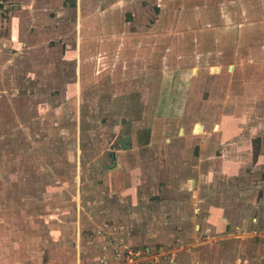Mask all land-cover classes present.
<instances>
[{
	"label": "rangeland",
	"instance_id": "374dc122",
	"mask_svg": "<svg viewBox=\"0 0 264 264\" xmlns=\"http://www.w3.org/2000/svg\"><path fill=\"white\" fill-rule=\"evenodd\" d=\"M241 30L247 65L263 60L250 52L264 47V0H0V264H49L79 236L125 246L129 217L128 246L177 264H264V95L225 102ZM209 112H244L230 123L251 149L229 178L211 164L219 149L200 164L208 134L193 130L214 132ZM212 205L230 223L225 248L194 234Z\"/></svg>",
	"mask_w": 264,
	"mask_h": 264
},
{
	"label": "crops",
	"instance_id": "0c3cea01",
	"mask_svg": "<svg viewBox=\"0 0 264 264\" xmlns=\"http://www.w3.org/2000/svg\"><path fill=\"white\" fill-rule=\"evenodd\" d=\"M19 17L20 16L18 15L16 16L12 15V18L10 20L11 23H13L14 20H18L17 22H14V24L17 23L16 28H17L18 35H20V26H21L20 21L22 22V20L19 19ZM110 30H113L115 33H117L118 31L116 26L114 25L112 27L107 26L106 31L109 32ZM230 33H231L230 34L231 37H233V35H236L237 30H234L233 32H230ZM14 35H15L14 27L11 26L9 30L10 39L8 40L4 38L5 41L3 43L11 47L14 46L15 45ZM91 36L93 37V35ZM241 36L243 37L246 36L242 30L240 31V34H239L240 40H238L237 41L238 43L236 44V46H238L236 54H237V57L240 58L239 60L240 62L236 61L233 67H230L231 75L237 79L234 81L230 80L228 84L229 92L227 95V101H225L227 105L229 103H232V101H235L232 103L233 105L232 104H229V105L235 106L237 108H241V105H239L241 103L237 104L236 103L237 101H240V100L245 101L248 98V96H251V95H254L253 97L264 95V53H263L264 47H261L259 49H254L253 48L254 46H251V48L253 49V53L250 52L251 54L250 56L256 55L257 58H262L263 60H260L257 62L255 60H251L250 65H247L248 62H246L243 59V56H244V51L246 52V50L249 48ZM114 40H109L106 43L107 49L116 50V48L118 47V43H117V40L116 41ZM16 42L18 45L19 36ZM129 44L131 45V43L128 42V45ZM90 47H91V52L93 53L94 51L93 45H91ZM127 50L128 49L126 46L122 52V55H123L122 57L124 58L129 57L128 54L130 53V50L128 51ZM145 52H146L145 49H142V53L145 54ZM217 69L220 70V68H217ZM220 85H224V83L219 84V89L221 90ZM239 86H241V88H239ZM237 87L239 89H237ZM242 113L244 112H234L233 116H228V117L225 116L224 119L222 118L218 120L216 116L217 114H220V112H209L208 114L210 117L208 119V122L209 121L217 122L213 130L214 132H210L209 130L208 132H206V128L209 127V125L203 122L195 124V128L193 130V133L196 134L195 133L196 127L200 125L203 128L202 129L203 131L197 134H202V135L205 133L208 134V137H207L208 139L206 138L208 142L205 141L206 143L201 144L200 164L203 161L202 158L207 156L206 147L212 146L210 148V151L213 148L219 149V152L221 151V155L218 157L215 155L214 157H211L210 159L212 160L216 159L212 161L211 164H213V166L214 165L217 166L218 175L220 174L228 178L230 176H233L239 173L240 167L242 163H244V161H242L243 156L241 155L240 152L249 151V149H251V145L249 144V141L245 144L243 143V147H241L242 144L241 143L237 144L234 139L235 135L237 136L239 133L241 134V132H243V129H240L239 125H231L232 123L230 122L236 121L237 120L236 118L238 117L237 114H242ZM216 127H218L217 130H216ZM131 149H132V142H131ZM204 149H205V152H203ZM178 153L179 152H177V155ZM179 155L181 154L179 153ZM117 166H118V163L116 166H113V167L117 168ZM213 171H215L213 167L211 171H208V173H205V174L203 172H199L198 170L197 172L198 174L196 175L197 177L189 178L187 182H191L194 188H196L198 184L201 183L203 177L205 176L208 177V175L214 176L215 174ZM224 211L225 209L222 207H219L216 205L210 206L206 210V215L202 216L199 219L200 222L194 226L196 230V232H194L196 239L203 240L202 242L210 243L213 246H214L213 243L215 244L219 243L218 245L224 248L226 245H228V243L232 242V240H228L229 239L228 235L225 236L226 232L228 231L230 227V223L225 218ZM134 220L133 218L129 217L128 224H126L127 222H122V224L118 226L119 229H121L120 235H119L120 236L119 241L123 242L124 244L131 245L133 243L139 242L137 241V239L140 236L139 237L133 236L134 232H131V230L129 231V229H135L131 227V225H133L132 223L135 224ZM234 238H239V237H234ZM78 239L79 241H77V243L73 242V244H71V246L69 247L67 246V244L64 245L61 243L60 248L57 249L58 252L57 251L53 252L48 256L49 257L47 258L48 263L49 264H93L94 261L96 262V260L102 256H111L112 251H113V244L116 242L114 241V239L116 238H113L111 240L109 237L107 238L96 237V238H93L92 240V239H86L83 236H79ZM239 239H242V238H239ZM139 240H142V239L140 238ZM159 241H162V238L158 237L157 243ZM95 256H98V257L94 259L93 257ZM175 264H177L176 260H175Z\"/></svg>",
	"mask_w": 264,
	"mask_h": 264
},
{
	"label": "built area",
	"instance_id": "2783aa9c",
	"mask_svg": "<svg viewBox=\"0 0 264 264\" xmlns=\"http://www.w3.org/2000/svg\"><path fill=\"white\" fill-rule=\"evenodd\" d=\"M95 264H175V259L156 248L140 249L115 242L111 256H102Z\"/></svg>",
	"mask_w": 264,
	"mask_h": 264
},
{
	"label": "water",
	"instance_id": "95a60500",
	"mask_svg": "<svg viewBox=\"0 0 264 264\" xmlns=\"http://www.w3.org/2000/svg\"><path fill=\"white\" fill-rule=\"evenodd\" d=\"M131 142H132L131 136L128 135V136H125L119 140V145H120L122 150H130L131 149ZM116 165H117V162L114 159L113 166H116Z\"/></svg>",
	"mask_w": 264,
	"mask_h": 264
}]
</instances>
